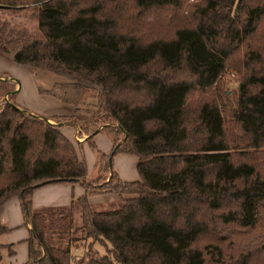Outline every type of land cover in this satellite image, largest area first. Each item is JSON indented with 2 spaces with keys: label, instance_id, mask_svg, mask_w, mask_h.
Instances as JSON below:
<instances>
[{
  "label": "trees",
  "instance_id": "obj_1",
  "mask_svg": "<svg viewBox=\"0 0 264 264\" xmlns=\"http://www.w3.org/2000/svg\"><path fill=\"white\" fill-rule=\"evenodd\" d=\"M27 11L31 31L0 15V54L53 77L46 93L61 102L95 100L87 121L61 118L86 134L96 177L85 181L59 121L0 105V204L20 200L24 264H264V0H0V12ZM147 17L171 27L151 33ZM225 69L238 76L233 105ZM117 153L137 157L139 180L118 178ZM77 181L85 193L69 205L31 207L34 188ZM109 191L132 196L86 200Z\"/></svg>",
  "mask_w": 264,
  "mask_h": 264
},
{
  "label": "crops",
  "instance_id": "obj_2",
  "mask_svg": "<svg viewBox=\"0 0 264 264\" xmlns=\"http://www.w3.org/2000/svg\"><path fill=\"white\" fill-rule=\"evenodd\" d=\"M7 56L1 55L0 58ZM1 75V74H0ZM41 73L37 72L31 83V95L28 97L19 95L13 98L18 108L25 109L29 113L39 117L51 120L53 117L69 116L74 114L72 105L63 103L54 97L41 93V90L48 89L51 84V78L44 76L43 83L37 76ZM7 81L13 80L12 92L17 94L21 90V84L14 75H7ZM11 78V79H10ZM5 91V94H11ZM63 135L75 147L79 158L84 160L86 166V178H90L94 172L95 155L88 146L85 138L79 137L76 129L70 124L62 123L59 127ZM91 140L96 149L104 154H108L112 148L109 135L104 131L96 132ZM137 157L131 153H117L111 159V169L117 174L122 181L139 180L135 165ZM84 189L80 182H54L46 183L34 188L30 195V203L33 209L44 207H64L69 203L84 195ZM117 196L110 193H95L86 195L87 202L98 208L105 207L117 201ZM0 224L6 228L5 232L0 233V263L1 264H24L28 260L27 256V238L29 236V226L23 221L20 200L17 196H12L0 204Z\"/></svg>",
  "mask_w": 264,
  "mask_h": 264
},
{
  "label": "rangeland",
  "instance_id": "obj_3",
  "mask_svg": "<svg viewBox=\"0 0 264 264\" xmlns=\"http://www.w3.org/2000/svg\"><path fill=\"white\" fill-rule=\"evenodd\" d=\"M192 1H194V0H187V2H189V3H191ZM0 15L4 19H6L9 23V25H11V26L12 25H16V26L20 25V26L25 27L28 31L33 30V28L35 27L36 22H35V20L30 18L29 11L21 12L18 14H9L7 12H0ZM146 19H148V20H142V21L138 20V21L142 22V23H140V27H143L145 30L151 31V33H154V34L169 30L171 27V22H172L171 20L154 19L152 17H147ZM150 20H152L154 22H151ZM133 21L136 22L137 20H133ZM37 72L41 73V75H38L37 78L38 79L40 78L42 83L44 81L43 80L44 76L46 78H51V80H52L51 86L56 81L53 77H51L49 74H47L43 71L32 72L26 66L17 65L15 63H13L10 60V58L9 59H6L5 57L0 58V74H1L0 75V105H3L6 102L9 104H13L14 106L17 107L13 98H15V97L17 98V96L24 95L25 93L28 95L29 98L33 97V95H31V90H30V87H31L30 81L32 80L33 76ZM7 75H14L18 79L17 81H19V83L21 84V90L17 94L11 93L12 92V84L14 83V81L13 80L7 81L6 80V79H8ZM31 76H32V78H31ZM237 81H238V76L231 69H225L219 77V83L222 87V90L224 91V101H228V103H230L231 105H233V102H234V92L237 88ZM51 86L48 89L41 90L44 92H41V91L40 92L47 94V95H50L46 92L51 88ZM5 91H7V92L9 91L11 94L7 95V94H5ZM14 95H15V97H14ZM50 96H52V95H50ZM95 103L96 102L94 99H86L82 104H79V105H73L70 103H66V104L72 105L74 107V114L69 115V116L76 117L80 122L87 121L90 117V114L95 111ZM19 109H21V108H19ZM21 110H24L25 112L29 113L25 109H21ZM29 114L37 116V115L32 114V113H29ZM61 117H63V116L53 117L48 122L54 124V123H56V121H59L60 122L59 126H58L59 131L61 130L59 127L62 123L68 124V125L70 124L71 126H73L76 129V132L78 133L79 137H82L83 135L86 136V134H84L83 132H80L78 130L77 124L73 125L71 123H68V121L63 120V118H61ZM40 118H44V117H40ZM56 118H57V120H56ZM44 119H46V118H44ZM46 120H48V119H46ZM93 177L94 178L96 177V174H94V172H93L92 176H90V178H88V179L86 178L85 181H88V180L92 179ZM107 178H108V173L106 171V173L103 174L102 178L100 176L95 181V183L99 184L100 182H105ZM77 182H79V181H77ZM110 192L114 193L118 197L117 201L114 202L113 204L108 205V206L100 207L99 209L114 208V207H116L117 203H119L120 199H125V198H129L132 196V194H127V193H122L121 195H119L118 193H116L114 191L100 192V193H110ZM93 194H95V193H93ZM86 195H89V194H86ZM73 216H74V220L77 221L79 214L76 210L74 211ZM230 229H232V226L229 227V230ZM251 238L252 239L248 243H246L247 245L252 246L254 244H257V242H259V240L256 239V234L252 235ZM77 243L80 246V248H77L76 250L72 248V254L73 255L74 254H80L84 251L85 242H83V244H82V241H78V242H76V244ZM97 249L99 250V252H102V249L100 247H98Z\"/></svg>",
  "mask_w": 264,
  "mask_h": 264
}]
</instances>
